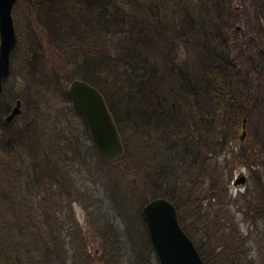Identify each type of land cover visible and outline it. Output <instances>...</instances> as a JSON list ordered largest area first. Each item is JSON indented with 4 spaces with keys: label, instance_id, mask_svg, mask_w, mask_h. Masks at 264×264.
<instances>
[{
    "label": "trees",
    "instance_id": "1",
    "mask_svg": "<svg viewBox=\"0 0 264 264\" xmlns=\"http://www.w3.org/2000/svg\"><path fill=\"white\" fill-rule=\"evenodd\" d=\"M230 2H15L11 15L19 40L21 33L29 31L25 48L21 51L18 41L11 52V62L24 65L19 74L21 90L9 91L6 77L0 92V264L101 263L87 250L85 232L72 211L73 203L83 205L90 195L84 173L94 175L103 187L97 197L109 202L112 216L126 222L123 231L118 230L109 220L112 216H107L108 209L102 215L95 212L97 227L91 233L103 237L101 257L112 256L107 239L115 241L124 234L133 244L134 225L130 214L118 208L121 201L135 202L143 227L141 207L155 197L166 198L176 211L193 206L194 213L197 199L184 177L195 163L206 159L210 144L219 154L239 118L250 120L259 104L251 73L258 80L262 69L253 55L262 53L257 45L264 42V0L253 3L241 39L245 49L238 48V53H244L238 69L227 57L236 51L225 36L237 20ZM19 4L25 9L22 17ZM179 46L185 50L182 59L176 56ZM259 64L264 66V61ZM72 79L87 82L102 95L124 147L118 159L104 162L97 155L66 92ZM15 99L21 101L20 112L4 122ZM221 126L225 129L218 131ZM253 133L255 146L240 151L245 160L257 149L264 155V140L255 128ZM254 173L261 204L244 200L253 219L264 217L263 178ZM83 207L89 210L86 203ZM97 207L103 209L101 204ZM195 209L200 215L199 206ZM177 217L180 224L181 216ZM215 238L218 256L226 264H264V259L256 261L242 251L247 237L220 233ZM146 243L151 248L147 235ZM209 255L213 254L201 257L204 264H212Z\"/></svg>",
    "mask_w": 264,
    "mask_h": 264
},
{
    "label": "rangeland",
    "instance_id": "2",
    "mask_svg": "<svg viewBox=\"0 0 264 264\" xmlns=\"http://www.w3.org/2000/svg\"><path fill=\"white\" fill-rule=\"evenodd\" d=\"M253 3H255V0H231L230 2L231 10L237 11V20H235L234 24L242 27L243 32L247 31L246 27L249 17L252 16L255 7ZM18 6V14L22 17L25 9L20 4ZM15 23V20H13L14 27L16 26ZM21 24L25 28L27 24L26 20ZM27 31L29 29L25 30L24 34L21 33L19 40L15 29L17 36L16 44L20 41L18 45L21 51L26 46L25 41L27 39L24 36ZM257 46L262 49V53H260L259 57L253 56L255 57L256 66H260L262 69L258 74V80H256L255 73L252 72L251 75L254 77L253 85L257 87L258 91H256L257 93L254 92L253 95L257 94L259 104L256 105V109L252 113L250 120H247L245 124V135L246 137L248 136V140L244 135V141L240 143L238 139L240 121L238 120V127L230 131L229 140L225 142L224 148L219 154L212 151L210 144L206 151V159L200 164L199 162L195 163L184 177L186 184L192 186L193 197L197 199L195 206H199L200 215L195 213V206L193 208L195 210L194 213L190 210L193 207L190 205L188 207L185 205L181 206L177 210V215L181 216L180 224L188 233L194 246L199 250L200 256L204 257L203 254H213L209 255L212 264H226L218 256L220 248H217L218 239L215 237L220 233L231 237L232 235L237 237L238 234L242 237H247V242L241 246L242 251L246 252L249 258H253L256 261L264 259V217L258 215L257 218L253 219L251 212L246 210L244 201L247 200L252 204H261V189L260 187L258 189V184L254 180V172L258 171L259 177L261 175L264 183V168L262 165L260 166V164H264V155H262L259 149H257L255 155H248L247 160L242 158L240 154L241 149L255 146L257 140L254 139V128L257 130L258 138L264 140V66L259 64V60L260 62L261 60L264 61V42L259 43ZM176 56L179 59L185 57L183 47H177ZM241 61L243 66L246 65L245 61ZM23 69L24 65L20 61L10 63L11 75L7 76L9 91L14 93L20 92L19 85L23 81V78L19 74L22 73ZM13 102H11V106ZM216 129L221 131L223 127L221 126ZM208 136H210V133ZM208 139L210 138L208 137ZM204 154L201 153L200 157L204 156ZM245 162H250L251 164L246 165ZM240 171L243 172L245 177L244 184L233 186L231 182ZM93 176L86 173L82 174L83 183L87 190H89L88 194L90 195L87 198L84 197V201L80 200L88 205L89 210L86 211L84 209L83 205L85 203L82 205L81 202H76L72 204V211L74 212L77 225L81 228L82 232H85L83 235L87 250L93 252L102 260L101 263L100 260H96L95 264H157L152 249L146 243V234L142 232L145 228L140 223V216L136 213L134 201H121L118 205V208L123 213L130 214L129 219L131 220V224L134 225L131 232L133 244L127 242L124 234L118 238L113 237L115 241L107 239L106 241L112 244L108 250L112 256L101 257L103 253L101 252L103 237L100 234L99 236H95L91 233L92 229L97 227V223L94 222L96 221L95 212H99L102 215V211L105 212L108 209L107 216L110 218L112 216L110 212L112 209L107 200L98 199L97 194L103 192V187L98 181H95ZM246 191L247 195H245ZM242 194L246 197L239 200ZM180 195L181 197L184 196ZM99 200L101 201L99 202ZM98 203L103 206V209H98ZM121 219L124 220L123 217ZM109 220L113 227H117L118 230L123 231L125 221L123 223L119 217L113 216Z\"/></svg>",
    "mask_w": 264,
    "mask_h": 264
},
{
    "label": "water",
    "instance_id": "3",
    "mask_svg": "<svg viewBox=\"0 0 264 264\" xmlns=\"http://www.w3.org/2000/svg\"><path fill=\"white\" fill-rule=\"evenodd\" d=\"M17 0H0V92L3 80L10 73L11 52L16 33L11 15ZM71 106L80 114L97 155L111 162L123 154L124 147L114 120L100 92L87 82L72 79L66 87ZM21 101L15 99L4 122L12 121L20 112ZM246 118H241L239 141L245 135ZM242 171L232 180L233 186L244 184ZM140 214L157 264H204L192 240L181 228L174 205L163 197L144 203Z\"/></svg>",
    "mask_w": 264,
    "mask_h": 264
},
{
    "label": "flooded vegetation",
    "instance_id": "4",
    "mask_svg": "<svg viewBox=\"0 0 264 264\" xmlns=\"http://www.w3.org/2000/svg\"><path fill=\"white\" fill-rule=\"evenodd\" d=\"M236 9V8H235ZM230 24V23H228ZM231 25V24H230ZM249 25V24H248ZM260 25V23H259ZM257 26V25H256ZM260 27V26H258ZM232 32H226L225 33V36H227V39L229 41V44H230V47L234 48V50L236 51H231L227 54V57H229L228 59H231L230 61H228V63L230 65H233L235 68L238 69V60H239V57H243L244 55L239 53L238 54V48L240 49H243L244 48V44L241 42V39H242V36L243 34H245L243 31H242V27L238 26V25H235L234 23L232 24V28H231ZM229 35V36H228ZM243 44V45H242ZM245 49V48H244ZM261 51V48H258V52ZM232 53V54H231ZM255 105V104H254ZM244 116H241L240 117V120L241 118H243ZM246 118V117H244ZM246 122H247V119H246ZM246 124V123H245ZM245 138H246V135H245ZM229 140V138L227 139V141ZM244 141V139L242 141H240V143H242ZM142 218V217H141ZM144 224V223H143ZM145 227V226H144ZM146 231V230H145ZM147 235V234H146Z\"/></svg>",
    "mask_w": 264,
    "mask_h": 264
}]
</instances>
